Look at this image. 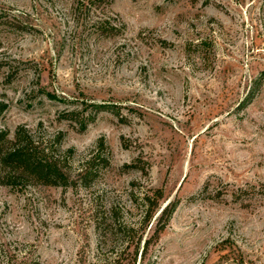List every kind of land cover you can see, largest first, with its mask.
Returning a JSON list of instances; mask_svg holds the SVG:
<instances>
[{"label": "rangeland", "instance_id": "1", "mask_svg": "<svg viewBox=\"0 0 264 264\" xmlns=\"http://www.w3.org/2000/svg\"><path fill=\"white\" fill-rule=\"evenodd\" d=\"M1 58L10 137L41 122L75 163L102 138L94 186L175 203L141 264H264V0H0ZM86 194L0 185V264H128L96 259Z\"/></svg>", "mask_w": 264, "mask_h": 264}, {"label": "trees", "instance_id": "2", "mask_svg": "<svg viewBox=\"0 0 264 264\" xmlns=\"http://www.w3.org/2000/svg\"><path fill=\"white\" fill-rule=\"evenodd\" d=\"M90 1L95 3L97 0ZM4 23L25 33L36 31L35 25L14 16L5 17ZM196 46H200V43ZM8 64L7 60L0 59V69ZM19 69L16 66L13 68L15 72ZM46 95L51 97L48 92ZM6 109L7 104L0 100V117ZM62 139L60 132H46L41 122L35 129L25 125L17 126L12 137L9 136L7 129L0 126V185L39 184L73 186L85 190L96 234V259L106 261L111 258L117 262L127 253L128 264H141L150 245L157 241L160 232L169 221L175 203H168L159 209L162 190L160 188L141 190L135 188L134 184L126 188L122 202L120 198L108 195L113 190L94 186L98 176L110 164L103 139L100 138L90 152L76 163L73 161L75 149L63 148ZM123 213H134L133 218L125 220ZM153 218L156 225L152 234L145 237V229ZM118 240L120 247L119 244L116 245ZM7 263L40 264L37 257L28 259L22 257L13 261L10 259Z\"/></svg>", "mask_w": 264, "mask_h": 264}]
</instances>
